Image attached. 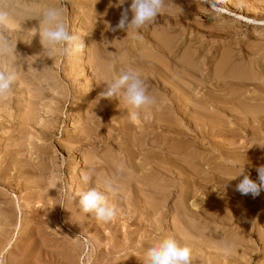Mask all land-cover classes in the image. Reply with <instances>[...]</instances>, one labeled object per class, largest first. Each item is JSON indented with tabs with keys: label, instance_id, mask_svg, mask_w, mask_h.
Here are the masks:
<instances>
[{
	"label": "rangeland",
	"instance_id": "374dc122",
	"mask_svg": "<svg viewBox=\"0 0 264 264\" xmlns=\"http://www.w3.org/2000/svg\"><path fill=\"white\" fill-rule=\"evenodd\" d=\"M130 4L131 0H124V2L123 0H0V8L7 10L10 15L9 26H0V36L6 37L11 44V51L6 56L0 55V63H3L2 69L6 70V63L7 68L9 65L15 68L18 67L17 70L15 69L16 72L24 71L23 75L25 74L24 79L22 77L20 80L23 79L22 82H25L27 79L26 81L31 80L33 82L29 85L31 88L33 87L30 92L27 91L29 94L27 92L17 94L18 92L13 91L11 86V90L0 97V162H4L1 164L3 166L0 165V170L15 163L17 158L19 166H22L19 168L18 173L8 169L4 172L3 170L0 171V181L4 183H0V239L2 240V242L0 240V264H14L18 260L17 256L21 255L22 252H27L25 249H33L30 260L34 261V264H145L148 246L154 245L157 239L163 236H172L175 239L181 237L182 242L179 241V244L187 246L191 250V264H264V189L261 190L263 201L261 205L259 204V210L256 211L257 217H253L249 221L251 225L247 224V218L239 217L241 216L239 212L243 210L242 206L239 207L240 210H236L237 213L232 212V217H225L222 213L224 203L228 202L238 206L236 201L240 199L235 198L236 190L234 186L239 183L242 177L232 178L243 167L241 163L244 159V154L242 155L244 153L242 147L244 134L243 129L239 126L241 122L238 121L240 120L237 121L240 116L237 114L239 112L235 110L236 106L233 105H235L234 101L236 100L238 102L241 100L242 104L248 103L244 102L243 98L241 99L242 95H240L241 97L237 96L239 95L237 92L250 88L252 93L260 92V95L264 94V0H164V7L155 20L139 30V39L135 38L136 34L133 31H127L126 28H118L117 30L116 27L124 9H129V19H131ZM50 7L62 9L63 18L70 33L81 37L85 46L83 51L67 56L57 54L55 58L46 56V50L41 43L38 28L42 13ZM32 28H37L34 35L30 34L29 31ZM112 33L111 36L113 37H110ZM160 38H162L163 46L159 40ZM104 39L111 40L109 46L104 47L102 41ZM156 39L159 42L156 43ZM159 44L161 46H158ZM157 46L164 51H159L160 49ZM102 47L107 48V50L111 47L113 51H111L113 53L111 56L114 58L110 56L112 59H109L101 56L104 50L101 49ZM142 52L146 55H143ZM162 53L163 55H159ZM141 55L144 56V59H142L143 57L140 59ZM153 57L162 58L163 61ZM147 58H150V60ZM101 60L102 63L104 62L102 66L104 65L105 72L107 73V70H109V73L112 72L113 76L117 71L131 70L136 72L139 77H143L145 75H142L139 72L140 68L137 67L140 64L143 66L145 61L149 65L145 68L150 67L153 69H148L151 73L163 69L165 75L163 80L167 93L160 91L158 97L169 102H165L167 104L164 105V109L168 110H163V113H167L164 114L165 118L162 115L165 120L160 117L163 128L152 129L147 127L149 125L146 124V126L144 122L137 121L142 118L143 120L147 118V120L152 121L155 118L158 120L153 114V111L155 113L160 111L157 108L158 98L156 95L153 97L154 103L149 105L152 108L148 109L149 116L139 118L136 115L133 118L135 120L133 125L137 124V127L142 125L141 128L137 129L138 132L140 130L137 135L141 134L142 137V134H144L142 138L145 137V140L143 139L146 142L145 149H137V146L130 145L129 142L126 143L127 147H125L124 140L128 137V134L124 133L123 130L115 133V139H107L106 137L103 139L100 138V135H98L99 137L95 136L96 134L90 137L89 133L84 132L87 135L86 138L84 137L85 143L83 142L81 145L78 144V141L76 142L82 134V129L87 126L86 123L89 122L90 117L96 121L100 119V114L96 116L100 108V99L98 100L95 94L98 79L92 73L90 62L98 61L100 65ZM151 61L152 64L159 66L166 65H163L161 69L157 65L156 67L153 64L154 67L150 64ZM124 62L128 64L130 62L131 68L127 69ZM21 66L22 70L20 69ZM171 81H175L180 87V94L183 95L182 99L176 100L178 93L174 94ZM22 88L17 89L20 92ZM187 98L189 101L186 100ZM108 99L112 100L113 97ZM172 99L175 100V103L171 101ZM228 99L233 101L231 102ZM31 101H33L34 106L33 104L30 105L29 102ZM260 106L264 107V101ZM115 108L107 109L111 112L109 113L111 117L108 115L107 118L106 114L104 115L105 124L109 125V121L113 124L111 118H114V115L112 111L119 110L118 106H115ZM32 110L35 113L34 123L31 124L32 126L26 125L22 122V119L24 120L29 114L31 115L29 112H32ZM192 111L195 113L191 114ZM230 112H236L234 114L238 116L233 113L234 116H232ZM226 113L231 115L228 116ZM194 114H197V117ZM115 115L116 118H119L117 124H120V120L123 121L120 113ZM191 117L195 120H191ZM230 120H236L238 124L236 121L234 122L236 124H234ZM156 122L155 124H157ZM15 124H18L17 129L12 127ZM164 124L166 125L164 126ZM95 126H98L97 123ZM263 126L264 124H262V139H264ZM175 128H179V130ZM104 129L109 128L107 126ZM161 130H164L165 133L163 131L160 133ZM156 132L158 133L156 134ZM177 133H179V136H177ZM30 139L34 140L30 141ZM164 140L166 141V147L163 146L165 149L161 151V154L159 153L160 156H164L165 153L169 154L168 158L165 159L166 155L163 157L165 159L163 160L164 166L167 167V163L171 161L169 167H173L177 172L176 174L187 172L185 173L187 180L190 179V175L195 179L191 183L192 189H195L191 192L192 197L190 196L188 205L190 202L189 206L194 208V211L195 209L198 210V213L205 212L204 216L202 215L203 217H191L187 222L186 217H182V212L179 214L180 217L178 216L180 200L187 190V187L185 188L187 181H183L186 180L183 178L180 184L181 188H178L179 190L175 189L172 187V183L179 182L181 173L175 175L173 170L161 171L160 166L154 162L155 159H152L154 155L156 157V149H159ZM263 141L262 165H264ZM156 142L159 144L155 145ZM172 145H176V148ZM129 146H134L135 149ZM169 146L172 149H169ZM152 149L155 153L151 155ZM179 149L181 151L184 149L182 154L185 155L183 157ZM232 149L235 150L232 152ZM172 150H174V153H172ZM179 152L180 154H178ZM227 152L228 155H226ZM189 153L196 154L195 158L193 154L190 155ZM143 154L150 155V161L144 160ZM189 155L190 157H188ZM2 156L7 157L8 160L7 158L5 159L7 161L3 160L4 157ZM170 156L172 158L176 157L175 161L180 160L181 164L175 162ZM232 156H237V159L236 157L232 158ZM129 158L130 161H128ZM198 158L200 161H198ZM192 159L194 160L193 163L191 162ZM195 159L197 168L195 167ZM182 160L186 162V167L182 166L184 164ZM107 163L115 166L114 172L117 174V178H120L117 181L118 183L115 182V185L103 172V167L107 166L105 165ZM215 163L219 165L216 166ZM224 163L225 166L231 163L228 166L229 169H226L227 166L225 167ZM198 165L201 167L199 166V168ZM187 166H191L190 169ZM90 170L92 181L86 183L83 176L88 174ZM149 170L155 173L151 177L148 176ZM190 171H192V174H190ZM28 175L31 177L28 178ZM205 178H209L208 181ZM213 178L220 179L221 182L217 180L219 182L217 184V181H213ZM28 180L33 181L34 185ZM209 181L211 183H208ZM229 181L235 182L233 184ZM101 182L104 185H101ZM109 182L114 186L112 188L115 189L111 194L105 191L106 184ZM159 182H163L166 187L170 183L171 185L166 190L172 188V191L169 190L170 196L168 195L166 205L163 208L165 215L163 217H153L146 210H140L142 207H140L139 199L141 198L139 195L142 193L151 194V190L154 191L155 189L151 188L148 183L157 185ZM223 182H226V184ZM141 184L149 186L146 187ZM228 184H231L230 187ZM30 185H33V187ZM183 186L184 190L182 189ZM206 186H208V189H206ZM95 187L98 191L105 193L109 205L117 207V204H119L117 208L114 206L117 213L116 217L110 222L98 221L94 215L79 211V197L75 193ZM118 187H120V190ZM226 187L230 191L226 190ZM234 190L235 192H233ZM231 192L233 193L231 194ZM72 196L75 201L71 199ZM231 199L235 202H232ZM226 200L227 202H224ZM112 201L114 202L111 203ZM176 201H179V203ZM156 203L155 201L154 204ZM19 204L21 205L20 209ZM143 212H145L144 216L142 215ZM257 212H259V215ZM158 220L161 222V226L158 224ZM157 226H160V228H157ZM250 229L253 234L249 237L251 239L249 244L242 245L241 242L234 241L235 238L239 239L241 235H244L245 230H249L251 233ZM134 230L135 234L132 233V236H129L128 232ZM17 232L19 235L16 239ZM191 234H194V236ZM125 235H127L126 238ZM131 238L132 240L135 239L132 243L130 242ZM238 247L243 248L244 251H238ZM228 255L232 258H228ZM235 258L241 262L237 263ZM10 259L15 260L10 263Z\"/></svg>",
	"mask_w": 264,
	"mask_h": 264
},
{
	"label": "bare ground",
	"instance_id": "6f19581e",
	"mask_svg": "<svg viewBox=\"0 0 264 264\" xmlns=\"http://www.w3.org/2000/svg\"><path fill=\"white\" fill-rule=\"evenodd\" d=\"M245 6V5H244ZM14 21V20H13ZM31 26V25H30ZM117 30H118V28H117ZM2 31V30H1ZM121 31V30H120ZM116 34V33H115ZM108 35V34H107ZM111 35H113V33L112 34H110V37H113V36H111ZM107 37V36H106ZM104 38V37H103ZM159 38V37H158ZM108 39V38H107ZM107 39H104V40H102L103 41V45H104V47L106 46H109V44H110V41L109 40H107ZM109 39H111V38H109ZM113 39V38H112ZM157 40V39H156ZM160 40V42L162 41V38H160L159 39ZM163 41H164V39H163ZM157 42H159L158 40L156 41V43ZM163 42H161V44H162ZM112 44V43H111ZM161 44H159L158 46H161ZM157 46V48H159ZM162 46H163V44H162ZM92 49V48H91ZM101 49H104L103 50V52H102V54H101V56H105L106 58H109V59H112L111 57H113V56H111L113 53V51L111 50V47L107 50V48H101ZM100 49V50H101ZM160 49V48H159ZM162 49H160L159 51H161ZM112 51V52H111ZM162 51H164V50H162ZM145 52V51H144ZM144 52H142V54L144 55L145 53ZM148 53V52H147ZM149 54H150V52H149ZM94 55V54H93ZM143 55H141V57H140V59L142 58V59H144V56ZM146 55V54H145ZM153 55V54H152ZM151 55V56H152ZM159 55H163V53L162 54H159ZM6 56V55H5ZM111 56V57H110ZM149 56V55H148ZM154 56V55H153ZM11 57V56H10ZM13 57V56H12ZM157 57V56H156ZM156 57H153V58H156ZM160 57V56H159ZM156 58V59H158V60H161L162 58ZM162 57V56H161ZM96 58V57H95ZM101 58V57H100ZM114 58V57H113ZM164 58V57H163ZM102 59H103V57H102ZM146 59V58H145ZM147 59H149L150 60V58H147ZM155 59V60H156ZM4 60V59H3ZM104 60H105V58H104ZM122 60V59H121ZM126 60V59H125ZM128 60V59H127ZM157 60V61H158ZM124 61V60H123ZM140 61H143V60H140ZM161 61H163V59L161 60ZM149 62V61H148ZM156 62V61H155ZM158 62H160V61H158ZM16 63H18V62H16ZM125 63V62H124ZM139 63V62H138ZM144 63V67L142 66V64H140V66L139 67H137V68H140V70H139V72L142 74V75H145V76H143V77H140L143 81H144V83H145V85H146V88H147V92H148V94L151 96V97H154V95H156V97L158 98V100H157V108H159V113H155L153 110V114H154V117L156 116L157 117V119L158 120H156V118L154 119V120H156V121H158V122H156V121H152V120H147V119H144L143 120V118L142 119H140V120H137V121H139L140 123L141 122H144V124L146 125H149V126H147V127H150V128H155V129H160V128H163V124H161V120H160V117H161V119L162 120H165V119H163L162 118V115H163V117L167 114V113H163L164 111L163 110H165L164 109V105H166L167 103H169V102H167L166 101V99H162V98H160V97H158V94H159V92L160 91H163V92H165V94L167 93L166 92V90H165V84H164V80H163V76H165L163 73V69L161 68L163 65L165 66L166 64H163L162 66H159V65H157V64H154L155 66L157 65V66H159L161 69V71H159V69H158V72H153L152 71V73L149 71L150 69L151 70H153L152 68H145L148 64H146V61L145 62H143ZM165 63V62H164ZM3 64V63H2ZM2 64L0 63V70H4V69H2ZM102 64H104V62L102 63V60L100 61V65H99V62L97 61H91L90 62V67H91V69H92V73H93V75H94V77L95 78H97L98 80L96 81V97H98V100L100 99V108L98 109V111L100 112H97L96 113V116H97V114H100V119L99 120H94V118H92V117H90L89 119H88V121L89 122H87L86 124H87V126L86 127H84L83 129H82V134H81V136H80V138L78 137V140H76V142L78 141V144L80 143L81 145L83 144V142H84V139L86 138L85 136H87V135H85V133L84 132H87V133H89V136L90 137H93V135L94 134H96L95 136H98V135H100V138H103L104 139V137H106L107 139L108 138H113V139H115L114 137H116L115 136V133L116 132H118V131H120V130H123L124 131V133H127L128 134V137L127 138H125V140H124V142H125V147H127V145H126V143L127 142H129L130 143V145L131 144H133V145H135V146H137L138 148L137 149H140V150H142V149H145V147H146V145H145V137L144 138H142L143 137V135L144 134H142V137L140 136L141 134H139V136L137 135V129L141 126L142 127V125H139V127H137V124L136 125H133V122L135 121L134 119H133V117H135L136 115L139 117V118H141V116H146V115H148L149 113H147V112H149L148 111V109H152V108H150L151 106H149V105H147V106H145V107H142V108H140V109H132V108H130V106H127L126 104H124L123 103V101H121L120 100V98L119 97H117V96H113V99L112 100H110V99H108V98H102V97H100V93L102 92V91H104L105 90V88H106V82H110V81H112L113 79H115V78H117L118 76H119V74L121 73V72H116L115 74H114V76L112 75V72H110L109 73V70H107V73L105 72L106 70H105V68H104V65L102 66ZM129 64H130V62H129ZM127 62L125 63V65H126V67H127V69H130L131 68V65H129ZM150 64H152V61L150 62ZM152 64V65H153ZM135 65H137V64H135ZM135 65H133V66H135ZM152 65H151V67H152ZM153 65V66H154ZM15 66V65H14ZM17 66H18V64H17ZM20 66V65H19ZM32 66V65H31ZM149 66V65H148ZM147 66V67H148ZM154 66V67H155ZM156 66V67H157ZM24 67V66H23ZM136 67V66H135ZM5 68V67H4ZM15 68V67H14ZM18 68V67H17ZM17 68H15L16 70H17ZM20 68V67H19ZM99 68H100V71H99ZM107 68V67H106ZM115 68V67H114ZM133 69H135L134 67H132ZM6 69H7V63H6ZM21 70H22V66H21V68H20ZM19 69V70H20ZM108 69V68H107ZM138 70V69H137ZM26 71V70H25ZM23 72L24 71H21V72H16L17 73V79H16V81L12 84V89H13V91L15 90V92H18L17 94H21V93H25V92H27V91H31V89L33 88H31L29 85L30 84H33V82L31 81V80H29V81H26L25 80V82H22L23 81V79H24V75H23ZM32 72V71H31ZM27 74V73H26ZM161 76V77H160ZM23 77V79L22 80H20L21 78ZM73 78V77H72ZM250 78V77H249ZM176 81V80H175ZM173 82V81H171L170 83H173L172 85H171V87L172 88H174L173 89V91H174V94H177L178 93V96H177V98H176V96H175V98H176V100H179V99H182L183 97V95H181L180 94V92H181V90H180V87H178V84L176 83V82ZM232 81V80H231ZM69 82V81H68ZM195 83H196V81H195ZM23 87V88H22ZM20 89V88H22L21 89V91L19 92L18 91V89ZM252 88V87H251ZM165 90V91H164ZM12 91V92H13ZM171 91H172V89H171ZM252 91V89H250V88H248L247 90H245V91H241V92H237V94L239 93V95H237V96H239V97H241L240 95H242L243 97H241V99L243 98L244 99V102H246V103H248V104H242L241 103V100H239L240 102H238L237 100L236 101H234L235 102V105H233L234 104V102H233V104L231 103V105H233L234 107L236 106V109L235 110H237L239 113H237L238 115H240L239 116V119H237V121L238 120H240V121H238L239 123H240V125L239 126H241V128L243 129V144H242V147H243V149H244V153H242V155L244 154V159H242V161H243V163H241V162H239V163H241V164H243V166H244V170H245V172L247 173V174H249L250 175V178L251 179H253L254 181H256L257 183H259V180H258V172H257V167H259L260 165H262V140H264V139H262L263 138V136H262V124H264L263 122H264V107H261L260 105L262 104V102L264 101V94L263 95H260V92H258V93H255V92H251ZM28 93V92H27ZM161 93V92H160ZM171 93V92H170ZM29 94V93H28ZM164 94V93H163ZM236 94V93H235ZM246 94V95H245ZM181 95V96H180ZM163 96V95H162ZM166 96V95H165ZM38 97V96H37ZM239 97H237L238 99H239ZM6 98V97H5ZM167 98V97H166ZM190 99V98H189ZM186 100H188V98L186 99ZM191 100V99H190ZM229 100V99H228ZM172 102H174L175 103V100L174 99H172L171 100ZM189 101V100H188ZM195 101V100H194ZM194 101H193V103H194ZM229 101H233L232 99L231 100H229ZM243 101V100H242ZM11 102V101H10ZM165 102H167L166 104H165ZM187 102V101H186ZM191 102H192V100H191ZM198 102V101H197ZM216 102V101H215ZM228 101L226 100V103H227ZM250 102V103H249ZM30 103V105H32L33 104V101H31V102H29ZM177 103V102H176ZM207 103V102H206ZM225 103V104H226ZM198 104V103H197ZM260 104V105H259ZM9 105V104H8ZM98 105H96V106H98ZM108 105H109V107H108ZM176 105V104H175ZM185 105V104H184ZM203 105V104H202ZM33 106H34V104H33ZM98 106V107H99ZM115 106H118V109L119 110H117V111H119L118 113H117V111H112V114L114 115V118H111L112 119V121H113V124H112V122L111 121H109L110 122V124L109 125H107V124H105V120H104V118H105V114H106V116H107V118H108V115H109V113H111V112H109L108 110L110 109V108H115ZM220 106V105H219ZM165 107H168V106H165ZM183 107V106H182ZM187 107H188V105H187ZM199 107V106H198ZM222 107H224V106H222ZM230 107V106H229ZM117 108V107H116ZM115 108V109H116ZM157 108H156V106H155V109L157 110ZM218 108V107H217ZM5 109H7V108H5ZM108 109V110H107ZM215 109V108H214ZM220 109H221V107H220ZM223 109V108H222ZM230 109V108H229ZM112 110V109H111ZM167 110V109H166ZM192 110V109H191ZM207 110V109H206ZM2 111V110H1ZM6 111V110H5ZM168 111V110H167ZM170 111V110H169ZM196 111V110H195ZM209 111V110H208ZM207 111V112H208ZM228 111V110H227ZM172 112V111H171ZM190 112V111H189ZM217 112V111H216ZM219 112V111H218ZM223 112V111H222ZM29 113H31V115L29 114L27 117H26V119H22V122H24V123H26V125H33V123H34V120H35V113L33 112V110H32V112H29ZM120 113V115H121V117H122V120L123 121H121L120 120V124H117L118 122H119V120H117V119H119V118H116V115L115 114H119ZM192 113H195V112H191V114ZM202 113V112H201ZM231 113V112H230ZM233 113V112H232ZM231 113V114H232ZM234 113H236V112H234ZM233 113V114H234ZM90 114H92V113H90ZM111 114V115H112ZM165 114V115H164ZM172 114H175V113H172ZM187 114H188V112H187ZM190 114V115H191ZM208 114V113H207ZM220 114V113H219ZM227 114V113H226ZM229 114V113H228ZM227 114V115H228ZM230 114V115H231ZM232 114V116H234ZM235 115V116H238V115ZM1 115V114H0ZM93 115V114H92ZM95 115V114H94ZM150 115H151V113H150ZM180 115V114H179ZM182 115V114H181ZM184 115V114H183ZM195 115V114H194ZM197 115V114H196ZM195 115V116H196ZM230 115H228V116H230ZM7 116V115H6ZM96 116H94V117H96ZM110 116V115H109ZM149 116V115H148ZM175 116V115H174ZM111 117V116H110ZM109 117V118H110ZM159 117V118H158ZM197 117V116H196ZM195 117V118H196ZM92 118V119H91ZM146 118V117H145ZM165 118V117H164ZM207 118V117H206ZM209 118V117H208ZM207 118V119H208ZM224 118V117H223ZM226 118V117H225ZM224 118V119H225ZM238 118V117H237ZM2 119V118H1ZM27 119H28V121H27ZM111 119H109V120H111ZM171 119V118H170ZM176 119V118H175ZM186 119V118H185ZM191 120H195V119H192V117L190 118ZM197 119V118H196ZM214 119V118H213ZM234 119H236L235 117H234ZM30 120V121H29ZM40 120V119H39ZM126 120V121H125ZM184 120V119H183ZM204 120V119H203ZM1 121H3V120H1ZM12 121V120H11ZM108 121V120H107ZM107 121H106V123H107ZM173 121V120H172ZM225 121V120H224ZM231 121V120H230ZM229 121V122H230ZM236 121V120H235ZM235 121H231L232 123H234ZM236 121V123L238 124V122ZM32 122V123H31ZM108 122V123H109ZM155 122L157 123V124H155ZM164 122V121H163ZM175 122V121H174ZM190 122V121H189ZM198 122V121H197ZM196 122V123H197ZM210 122V121H209ZM23 123V124H24ZM30 123V124H29ZM97 123V127L95 126V124ZM138 123V122H137ZM183 123V122H182ZM191 123V122H190ZM203 123V122H202ZM208 123V122H207ZM236 123H234V124H236ZM134 124H135V122H134ZM143 124V123H142ZM143 124V125H144ZM171 124V123H170ZM189 124V123H188ZM201 124V123H200ZM219 124V123H218ZM31 125V126H32ZM35 125V124H34ZM122 125V126H121ZM157 125V126H156ZM166 124H164V126H165ZM176 125V124H175ZM1 126V125H0ZM3 126V125H2ZM18 124H15V125H12V127L13 128H15V129H17L18 127ZM23 126V125H22ZM108 126V128L109 129H107V130H105L104 128L105 127H107ZM130 126V127H129ZM169 126V125H168ZM171 126V125H170ZM194 126H195V123H194ZM197 126V125H196ZM235 126V125H234ZM17 127V128H16ZM29 127V126H28ZM98 127L100 128V130L98 131ZM140 127V128H141ZM145 127V126H144ZM157 127V128H156ZM175 127H177V126H175ZM264 127V126H263ZM30 128V127H29ZM95 128V129H94ZM96 128H97V131H96ZM165 128H167V127H165ZM164 128V129H165ZM171 128V127H170ZM235 128V127H234ZM168 129V128H167ZM175 129H178L179 130V128H175ZM174 129V130H175ZM189 129V128H188ZM170 130V129H169ZM173 130V131H174ZM17 131V130H16ZM29 131V130H28ZM147 131V130H146ZM162 131H163V133H165V131L164 130H161V132L160 133H162ZM193 131V130H192ZM204 131H206V130H204ZM222 131V130H221ZM225 131V130H224ZM233 131V130H232ZM238 131V130H237ZM32 132V131H31ZM139 132H140V130H139ZM138 132V133H139ZM176 132V131H175ZM261 132V133H260ZM121 133V132H120ZM123 133V132H122ZM158 132H156V134H157ZM168 133H169V131H168ZM173 133V132H172ZM171 133V134H172ZM197 133H198V131H197ZM230 133V132H229ZM259 133V134H258ZM21 134H23V133H21ZM44 134V133H43ZM148 134V133H147ZM170 134V133H169ZM178 134V135H177ZM177 134H175V135H177V136H179V133H177ZM201 134V133H200ZM199 134V135H200ZM238 134V133H237ZM118 135V134H117ZM121 135V134H120ZM162 135V134H161ZM45 136V135H44ZM47 136V135H46ZM88 136V137H89ZM146 136V135H145ZM42 137V136H41ZM85 137V138H84ZM99 137V136H98ZM122 137V136H121ZM147 137V136H146ZM34 138V137H33ZM96 138V137H95ZM94 138V139H95ZM105 138V139H106ZM163 138V137H162ZM42 139V138H41ZM112 139V140H113ZM120 139V138H119ZM144 139V140H143ZM187 139V138H186ZM28 140V139H27ZM32 140H34V139H32ZM31 139H30V141H32ZM49 140V139H48ZM110 140V139H109ZM111 140V141H112ZM191 140V139H190ZM87 141V140H86ZM170 141V140H169ZM120 142V141H119ZM118 142V143H119ZM122 142V141H121ZM166 141L164 140V141H162V143H161V145L159 146V149H156V153L153 151L154 149H152V152H151V155H152V153L154 154H157L156 155V157H155V155L153 156V158H152V156H151V158L152 159H155L154 160V162H156V164H158L159 166H160V169H161V171H165V170H173L174 171V174L175 175H178L179 173H183L182 175L180 174V180H179V182H176V183H178V184H176V183H172L173 185H172V187H174L175 189H178V188H181L180 187V184H181V181H182V179L183 178H185L186 179V175H185V173H187V172H178V174H176L177 172L175 171V169L172 167V168H170L169 167V165H170V163L169 162H171V161H169L167 164H168V166L167 167H169V168H167V167H165L164 166V164L165 163H163V160H165L166 158H168V153L166 154L165 153V155H166V157H165V159H163V157L165 156H163V155H161L160 156V154H161V151H163V149H165L163 146H165L166 147V143H165ZM178 142V141H177ZM264 142V141H263ZM85 143V142H84ZM158 142H156V144L155 145H158L157 144ZM234 143V142H233ZM242 143V142H241ZM240 143V144H241ZM174 144V143H173ZM229 144H231V143H229ZM239 144V143H238ZM237 144V145H238ZM25 145V144H24ZM21 146V145H20ZM168 146V145H167ZM173 146V145H172ZM176 146V145H175ZM175 146H173V147H175ZM186 146V145H185ZM188 146V145H187ZM194 146V145H193ZM130 147V146H129ZM132 147H134V146H131L130 148H132ZM156 147V146H155ZM179 147V146H178ZM177 147V148H178ZM230 147V146H229ZM44 148V147H43ZM176 148V147H175ZM227 148V147H226ZM256 148V149H255ZM19 149V148H18ZM22 149V148H21ZM45 149V148H44ZM47 149V148H46ZM133 149H135V147L133 148ZM169 149H172V147L170 148V146H169ZM174 149V148H173ZM181 150H182V148H180ZM179 149V151L181 152V155H182V157L185 155L184 153L182 154V152L184 151V149H183V151H181ZM187 149V148H186ZM237 149V148H236ZM14 150V149H13ZM31 150V149H30ZM124 150V149H123ZM168 152H169V150L168 149H166ZM175 150V149H174ZM174 150H172V153H174L173 151ZM190 150V149H189ZM193 150V149H192ZM191 150V151H192ZM225 150V149H224ZM227 150V149H226ZM225 150V151H226ZM233 150H235V149H232V152H233ZM240 150V149H239ZM18 151V150H17ZM146 151V150H145ZM165 151V150H164ZM193 151H195V150H193ZM229 151H231V150H229ZM132 152V151H131ZM166 152V151H165ZM176 152H177V150H176ZM180 152L178 153V154H180ZM189 152V151H188ZM231 152V153H232ZM235 152V151H234ZM124 153V152H123ZM122 153V154H123ZM144 153V152H143ZM160 153V154H159ZM185 153H186V151H185ZM194 153V152H193ZM192 153V154H193ZM230 153V152H229ZM148 154V153H147ZM147 154H143V158H144V160L146 159V161L147 160H149L150 159V155H147ZM177 154V153H176ZM190 155H192L191 153H189ZM236 154V153H235ZM238 154V153H237ZM13 155H14V153H13ZM130 155V154H129ZM175 155V154H174ZM186 155H188V154H186ZM190 155L188 156V157H190ZM194 155V154H193ZM196 155V154H195ZM195 155H194V158H195ZM198 155V154H197ZM226 155H228V152H227V154ZM230 155V154H229ZM6 156V155H5ZM124 156V155H123ZM137 156V155H136ZM140 156H142V155H140ZM176 156V155H175ZM201 156V155H200ZM2 157H4V156H2ZM171 157V156H170ZM188 157H187V159H188ZM234 157H236V159H237V156H232V158H234ZM241 157V156H240ZM7 157H4V159L3 160H5ZM29 158V157H28ZM115 158V157H114ZM113 158V159H114ZM130 158H132V157H130ZM130 158L128 159V161H130ZM172 158V157H171ZM171 158H169V159H171ZM175 158L176 157H174V158H172V159H174V161H175ZM205 158V157H204ZM207 158H208V156H207ZM2 159V158H1ZM18 159V158H17ZM17 159H15V163H12V164H10V165H8L7 166V168H2L0 171H2L3 170V172H4V170H13V171H16L17 173H18V170H19V168L20 167H22V166H19V161L17 160ZM151 159V160H152ZM177 159H179V158H177ZM190 159V158H189ZM199 159V158H198ZM197 159V160H198ZM210 159V158H209ZM228 159V158H227ZM230 159V158H229ZM228 159V160H229ZM240 159V160H241ZM7 160H8V158H7ZM7 160H5V161H7ZM10 160V159H9ZM17 160V161H16ZM20 160V159H19ZM133 160V159H132ZM131 160V161H132ZM228 160H226L227 162H228ZM239 160V161H240ZM264 160V159H263ZM31 161H32V159H31ZM114 161H115V159H114ZM122 161V160H121ZM126 161V160H125ZM133 161H135V160H133ZM143 161V160H142ZM150 161V160H149ZM180 160H178V161H175V162H178V163H180L179 162ZM183 161V160H182ZM187 161V160H186ZM190 161V160H189ZM192 161H194L193 159L191 160V162ZM198 161H200V159L198 160ZM231 161V160H230ZM229 161V162H230ZM234 161V160H233ZM13 162V161H12ZM17 162V163H16ZM99 162V161H98ZM124 162V161H123ZM151 162H153V161H151ZM165 162V161H164ZM184 162V161H183ZM188 162V161H187ZM190 162V163H191ZM2 163H4V162H0V165L2 164ZM22 163V162H21ZM23 163H24V161H23ZM27 163V162H26ZM146 163V162H145ZM173 163V162H172ZM185 163L186 162H184V164H182V166L184 165L185 166ZM193 163V162H192ZM191 163V164H192ZM201 163V162H200ZM204 164H206L205 162H203ZM226 163V162H225ZM225 163L223 164L224 166H225ZM238 163V164H239ZM9 164V163H8ZM25 164V163H24ZM24 164H23V166H24ZM113 164H115V162H113ZM113 164H110V163H107V164H105V165H107V166H105V167H103V172H105L106 173V177H108V179L111 181H113L114 182V185H115V182H117L120 178H117V174L114 172V169H115V166L113 165ZM117 164V163H116ZM129 164H130V162H129ZM181 164V163H180ZM189 164V163H188ZM187 164V165H188ZM197 164V162H196V159H195V165ZM199 164V163H198ZM202 164V163H201ZM212 164H214V163H212ZM216 164V163H215ZM218 164V163H217ZM216 164V166H218ZM221 164V163H220ZM231 164V163H230ZM230 164L229 165H226L225 167H226V169H229L228 168V166H230ZM127 165V164H126ZM194 165V166H195ZM203 165V164H202ZM207 165V164H206ZM233 165V164H232ZM1 166H3V165H1ZM32 166V165H31ZM46 166V165H45ZM119 166H120V163H119ZM158 166V167H159ZM171 166V165H170ZM177 166H179V165H177ZM177 166H176V168H177ZM183 166V167H184ZM192 166H193V164H192ZM200 165H198V167H199ZM221 166V165H220ZM233 166H235V165H233ZM237 166V165H236ZM242 166V165H241ZM6 167V166H5ZM94 167V166H93ZM122 167V166H121ZM126 167V166H125ZM130 167V166H129ZM134 167V166H133ZM182 167V168H183ZM186 167V166H185ZM187 167H189V166H187ZM191 167V166H190ZM190 167H189V169H190ZM196 168H197V165L195 166ZM201 167V166H200ZM199 167V168H200ZM232 167V166H231ZM230 167V168H231ZM128 168V167H127ZM152 168V167H151ZM180 168H181V166H180ZM213 168V167H212ZM236 168V167H235ZM238 168V167H237ZM22 169V168H21ZM37 169V168H36ZM120 169V168H119ZM125 169V168H124ZM187 169V168H186ZM189 169H187V170H189ZM194 169V168H193ZM226 169H224V170H226ZM126 170V169H125ZM153 170V169H152ZM152 170H149V172H148V176L149 177H151L152 175H154L155 173L152 171ZM231 170V169H230ZM233 170H235V169H233ZM36 171H38V170H36ZM173 171H171L172 173H173ZM181 171V170H180ZM183 171V170H182ZM6 172V171H5ZM39 172V171H38ZM170 172V173H171ZM189 172V171H188ZM191 173L190 174H192V171H190ZM194 172V171H193ZM218 173H219V171H217ZM104 173V174H105ZM119 173V172H118ZM161 173V172H160ZM195 173H197V172H195ZM203 173V172H202ZM206 173V172H205ZM223 174H224V172H222ZM20 174V173H19ZM103 174V175H104ZM121 174V173H120ZM159 174V173H158ZM173 174V175H174ZM213 174V173H212ZM211 174V175H212ZM220 174H221V172H220ZM234 174V173H233ZM236 174V173H235ZM8 175V174H7ZM124 175V174H123ZM122 175V176H123ZM166 175V174H165ZM214 175V174H213ZM212 175V176H213ZM219 175V174H218ZM225 175V174H224ZM228 175V174H227ZM12 176V175H11ZM22 176V175H21ZM39 176V175H38ZM102 176V175H101ZM125 176V175H124ZM164 176V175H163ZM198 176V175H197ZM209 176V175H208ZM216 176V175H215ZM226 176V175H225ZM13 177V176H12ZM26 177V176H25ZM29 177H31L30 175H28V178ZM34 177V176H33ZM32 177V178H33ZM119 177V176H118ZM138 177V176H137ZM189 177V176H188ZM227 177H229V176H227ZM235 177V176H234ZM7 178V177H6ZM17 178V177H16ZM24 178V177H23ZM27 178V177H26ZM38 178H40V177H38ZM126 178V177H125ZM138 178H140V177H138ZM144 178V177H143ZM166 178V177H165ZM199 178V177H198ZM202 178V177H201ZM210 178V177H209ZM208 178V179H209ZM221 178V177H220ZM102 179V178H101ZM124 179V178H123ZM129 179V178H128ZM193 179L194 178H192L191 177V175H190V179L189 180H183V181H187L186 182V185L187 186H185V188L187 187V190L185 191V193H184V195L182 196V198H181V200H180V210L178 209V216H179V214H181L180 212H182V217H186V219H187V222H188V219H190L191 217H201L205 212H201V213H198V210H196L195 209V211H194V208H192V207H190L189 205H190V202H189V205H188V200H189V198H191L192 196H191V192L193 191V189H195V188H193L192 189V181H193ZM196 179H197V177H196ZM207 181H208V179L207 178H205ZM222 179V178H221ZM230 179V178H229ZM241 179V178H240ZM14 180V179H13ZM33 180V179H32ZM35 180H37V179H35ZM34 180V181H35ZM41 180V179H40ZM105 180V179H104ZM106 180H107V178H106ZM168 180V179H167ZM195 180V179H194ZM203 180V179H202ZM211 180H212V178H211ZM214 180H218V179H214L213 178V181ZM228 180V179H227ZM21 181H22V177H21ZM27 181V180H26ZM29 181V180H28ZM141 181V180H140ZM174 181V180H173ZM197 181V180H196ZM206 181V182H207ZM218 181H220L221 182V180L219 179ZM217 181V184L219 183ZM226 181V180H225ZM2 181H0V183H1ZM29 182H32V184L34 185V183H33V181H29ZM104 182V181H103ZM149 182V181H148ZM164 182V181H163ZM163 182H159V184L157 183V185H151V183H148V184H150V187L151 188H154L155 190L153 191V190H151L152 191V193L151 194H149V195H147V194H141V195H139L140 196V198L141 199H139V203H141V206L140 207H142V208H140V210L141 209H144V210H146L147 211V213L149 214H151L153 217L154 216H156V217H163V215H165L164 213V210H163V208H164V206L166 205L165 203H166V201H167V199H168V197L170 196V193H168V192H170L169 190H171L170 188H169V190H166V188H168V186L169 185H171L170 183H168V182H166V183H168V186L166 187L165 185H164V183ZM198 182H200L199 180H198ZM204 182V181H203ZM235 182V181H234ZM234 182H231V181H229V183H233L234 184ZM237 182V181H236ZM3 183V182H2ZM102 183V182H101ZM105 183V182H104ZM104 183H102L101 185H104ZM118 183V182H117ZM137 183H139V182H137ZM144 183V182H143ZM147 183V182H146ZM155 183V182H154ZM165 183V184H166ZM194 183V182H193ZM202 183V182H201ZM201 183H200V185H201ZM208 183H211L210 181L208 182ZM224 183V182H223ZM222 183V184H223ZM4 184V183H3ZM28 184H30V183H28ZM123 184V183H122ZM191 184V185H190ZM196 184V183H195ZM212 184H213V182H212ZM224 184H226V182L224 183ZM24 185V184H23ZM27 185V184H26ZM33 185H30L31 187H33ZM100 185V186H101ZM119 185V184H118ZM142 185V184H141ZM140 185V186H141ZM145 185V184H144ZM144 185H142V186H144ZM198 185V184H197ZM199 185V186H200ZM216 185V184H215ZM229 185V184H228ZM227 185V186H228ZM231 185V184H230ZM230 185H229V187H230ZM49 186V185H48ZM146 186V185H145ZM149 186V185H148ZM148 186H146V187H148ZM211 186V185H210ZM222 186H224V185H222ZM236 186V185H235ZM234 186V187H235ZM30 187V188H31ZM93 187V186H92ZM112 187H114V186H112ZM117 187V186H116ZM195 187V186H194ZM201 187H203V186H201ZM208 186H206V189H208L207 188ZM218 187H219V185H218ZM218 187H217V189H218ZM232 187V186H231ZM25 188V187H24ZM119 188V190H120V187H118ZM173 188V189H174ZM184 188V186L182 187V189ZM190 188V189H189ZM196 188H198V187H196ZM15 189V188H14ZM34 189V188H33ZM181 189V190H182ZM201 189V188H200ZM221 189H224V188H221ZM226 190L228 189L229 190V188L228 187H226L225 188ZM232 189V188H231ZM235 189V188H234ZM98 190V189H97ZM101 190V189H100ZM113 190H115V189H113ZM118 190V189H117ZM133 190V189H132ZM135 190V189H134ZM133 190V191H134ZM140 190H141V187H140ZM142 190H143V188H142ZM147 190V189H146ZM179 190V189H178ZM184 190V189H183ZM182 190V191H183ZM191 190V191H190ZM211 190V189H210ZM139 191V190H138ZM144 191V190H143ZM142 191V192H143ZM150 191V190H149ZM172 191V190H171ZM174 191H176V190H174ZM197 191V190H196ZM195 191V192H196ZM213 191V190H212ZM230 191V190H229ZM14 192V191H13ZM146 192H148V191H146ZM145 192V193H146ZM168 194H167V193ZM180 192V191H179ZM198 192V191H197ZM203 192V191H202ZM233 192H235V190L233 191ZM233 192H231V194L233 193ZM237 192V191H236ZM235 192V194H236V197L235 198H237V199H239L238 201H236L237 203V205L238 206H235V204H233L232 205V203H228L227 202V200L229 201V199H227L226 201H224V202H227V203H224L223 204V206H224V208L222 209L223 210V212L222 213H224V215H225V217H229V216H231L232 215V212H235V213H237L236 212V210H240L239 209V207H241L242 206V208H243V210H241L240 212H239V214L241 215V216H239V217H244V218H247L246 219V222H248L247 224H249L250 222V219L251 218H253V217H257V214H256V211L257 210H259V204L261 205L262 204V201H263V197H262V193H260V195L259 196H257V197H255V198H253L251 195H247V196H244V195H241L239 192H237L236 193ZM262 192V191H261ZM50 193V192H49ZM49 193H47L48 195H49ZM112 192H109V194H111ZM149 193V192H148ZM215 193V192H214ZM228 193V192H227ZM29 194V193H28ZM33 194V193H32ZM129 194V193H128ZM174 194V193H173ZM193 194V193H192ZM114 195V194H113ZM169 195V196H168ZM19 196V195H18ZM118 196V195H117ZM120 196V195H119ZM131 196V195H130ZM191 196V197H190ZM221 196V195H220ZM229 198V197H228ZM234 198V197H233ZM158 199V200H157ZM210 199H211V197H210ZM216 199V198H215ZM50 200V199H49ZM128 200H129V198H128ZM208 200V199H207ZM73 201H75V200H73ZM117 201V200H116ZM126 201V200H125ZM157 202L156 204H154V202ZM231 201L233 202L234 200H232L231 199ZM230 201V202H231ZM46 202V201H45ZM109 202V201H108ZM114 201H112L111 203H113ZM119 202V201H118ZM176 202H178L179 203V201H176ZM235 202V201H234ZM217 203V202H216ZM114 204H116V203H114ZM131 204V203H130ZM218 204V203H217ZM68 205H69V203H68ZM70 205H71V203H70ZM118 206H119V204H117ZM203 205V204H202ZM258 207H257V206ZM111 206V205H110ZM115 206V205H114ZM117 206V207H118ZM179 206V205H178ZM218 206V205H217ZM245 208H244V207ZM116 207V206H115ZM116 207V208H117ZM175 207V206H174ZM208 207V206H207ZM220 207V206H219ZM262 207V206H261ZM21 208V205L19 204V209ZM120 208V207H119ZM177 208V207H176ZM205 211L207 210V209H204ZM212 210V209H211ZM210 210V211H211ZM215 210H217V209H215ZM214 210V211H215ZM74 211V210H73ZM135 211H137V210H135ZM143 211V210H142ZM213 211V210H212ZM211 211V212H212ZM219 211V210H218ZM124 212V211H123ZM131 212H132V210H131ZM140 212V211H139ZM139 212H135V213H139ZM217 212V211H216ZM220 213H221V211H219ZM128 213V212H127ZM126 213V214H127ZM133 213V212H132ZM141 213V212H140ZM210 213V212H209ZM215 213V212H214ZM213 213V214H214ZM218 213V212H217ZM258 213V215H259V212H257ZM130 214V213H129ZM144 214H145V212H143L142 213V215L144 216ZM256 214V215H255ZM9 215V214H8ZM128 215V214H127ZM132 215V214H131ZM141 215V214H140ZM140 215H138V216H140ZM208 215V214H207ZM212 215V214H211ZM217 215V214H216ZM223 215V214H222ZM222 215H220V216H222ZM80 216V215H79ZM142 216V217H143ZM204 216V215H203ZM202 216V217H203ZM209 216V215H208ZM233 216V215H232ZM231 216V217H232ZM236 216H237V214H236ZM84 217V216H83ZM180 217V216H179ZM216 217V216H215ZM259 217V216H258ZM217 218V217H216ZM243 218V219H244ZM212 219H213V217H212ZM235 219H236V217H235ZM10 220V219H9ZM12 220V219H11ZM178 220V219H177ZM232 220V219H231ZM230 221V220H229ZM233 221V220H232ZM259 221V220H258ZM2 222V221H1ZM158 222V224L161 226V222H159V220L157 221ZM236 222V221H235ZM244 222V221H243ZM116 223H118V222H116ZM177 223V222H176ZM186 223V222H185ZM228 223V222H227ZM237 223V222H236ZM262 223V222H261ZM156 224V223H155ZM247 224H245L246 226H248ZM149 225V224H148ZM152 225V224H151ZM178 225V224H177ZM184 225V224H183ZM190 226H191V224H189ZM188 225V226H189ZM222 225V224H221ZM249 225H251V224H249ZM258 225V224H257ZM114 226V225H113ZM156 226V225H155ZM160 226L158 227L157 226V228H160ZM194 226V225H193ZM239 226H241V225H239ZM245 226V227H246ZM5 227V226H4ZM150 227V226H149ZM217 227H218V225H217ZM234 227V226H233ZM249 227V226H248ZM256 227V226H255ZM153 228V227H152ZM177 228V227H176ZM193 228V227H192ZM181 229V228H180ZM187 229V228H186ZM189 229V228H188ZM195 229V228H194ZM203 229V228H202ZM243 229V228H242ZM46 230V229H45ZM183 230V229H182ZM196 230V229H195ZM251 230V229H250ZM157 231V230H156ZM176 231V230H175ZM190 231V230H189ZM193 231V230H192ZM221 231V230H220ZM19 232V231H18ZM17 232V235H15V236H17L16 237V239L18 238V235H19V233ZM135 232V230L133 231V232H128V235L129 236H132V233H134ZM182 232H184V231H182ZM234 232V231H233ZM119 233V232H118ZM143 233V232H142ZM148 233V232H147ZM181 233V232H180ZM188 233V232H187ZM242 233V232H241ZM244 235H241V237L239 238V239H236L235 237V242H241V244L243 245V244H246V243H248L249 244V242H251V239H249V237H250V235L251 234H253L252 233V230H251V233H250V231L249 230H245L244 232ZM242 233V234H243ZM117 234V233H116ZM125 234V233H124ZM135 234V233H134ZM214 234V233H213ZM216 234V233H215ZM231 234V233H230ZM258 234H259V232H258ZM120 235V234H119ZM192 235V234H191ZM217 235V234H216ZM219 235V234H218ZM182 236V235H181ZM192 236H194V234L192 235ZM208 236V235H207ZM214 236V235H213ZM235 236V235H234ZM258 236V235H257ZM91 237V236H90ZM127 237V235H125V238ZM180 237V236H179ZM183 237V236H182ZM185 237H187V236H185ZM188 237H190V235H188ZM238 237V236H237ZM255 237V236H254ZM134 238V237H133ZM209 238V237H208ZM232 238V237H231ZM257 238V237H256ZM177 240H178V243H179V241H181L182 242V240H180V239H182L181 237H180V239H178V238H176ZM257 239H259V238H257ZM1 240V239H0ZM14 239L12 238V241H13ZM45 240V239H44ZM94 240V239H93ZM92 240V241H93ZM133 240H135V239H133ZM132 238H131V240H130V242L132 243ZM214 240H215V238H214ZM262 240V239H261ZM12 241L10 242V244L12 243ZM16 241V240H15ZM78 241V240H77ZM204 241V240H203ZM219 241V240H218ZM232 241H233V239H232ZM233 241V243H235ZM253 241V240H252ZM255 241V240H254ZM257 241V240H256ZM259 241V240H258ZM1 242H2V240H1ZM9 242V241H8ZM30 242V241H29ZM217 242V241H216ZM190 243V242H189ZM201 243H202V240H201ZM204 243V242H203ZM214 243V242H213ZM212 243V244H213ZM231 243V242H230ZM9 244V245H10ZM48 244V243H47ZM185 244V243H184ZM195 244V243H194ZM205 244V243H204ZM219 244V243H218ZM251 244V243H250ZM76 245V244H75ZM235 245V244H234ZM237 245V244H236ZM235 245V246H236ZM238 245H239V243H238ZM241 245V246H242ZM2 246V245H1ZM240 246V245H239ZM14 247V246H13ZM126 247V246H125ZM148 247H150V246H148ZM217 247H218V245H217ZM222 247H223V244H222ZM255 247V246H254ZM29 248V247H28ZM190 248H191V246H190ZM209 248V247H208ZM216 248V247H215ZM214 248V249H215ZM237 248V247H236ZM239 248V250L238 251H244V249L243 248H241L240 249V247H238ZM22 249V248H21ZM30 249H32L31 247H30ZM60 249V248H59ZM79 249V248H78ZM199 249V248H198ZM210 249V248H209ZM213 249V248H212ZM258 249V248H257ZM1 250V249H0ZM27 252H22V254L21 255H19V256H17V261H15L14 262V260L15 259H12L13 260V262H14V264H28V263H30V264H34V261H31L30 260V256H31V254H32V251H33V249L32 250H27V249H25ZM126 250V249H125ZM124 250V251H125ZM216 250V249H215ZM237 250V249H236ZM250 250V249H249ZM86 251V250H85ZM209 251V250H208ZM219 251V250H218ZM255 251V250H254ZM2 252V251H1ZM195 252V251H194ZM225 252V251H224ZM231 252V251H230ZM233 252H235V251H233ZM248 252V251H247ZM4 253V252H3ZM17 253V252H16ZM193 253V252H192ZM226 253H228V252H226ZM238 253V252H237ZM242 253V252H241ZM250 253V252H249ZM222 254V253H221ZM243 254V253H242ZM225 255V254H224ZM230 255H231V253H230ZM230 255H228V258H232ZM235 255V254H234ZM234 255H232L233 257H235ZM241 255V254H240ZM192 256V255H191ZM218 256V255H217ZM19 257V258H18ZM219 257V256H218ZM221 257V256H220ZM238 258V257H237ZM237 258H235L236 260H237V263L239 262H241V261H239ZM47 259V258H46ZM240 259V258H239ZM12 260L10 259V263H13L12 262ZM116 260V259H115ZM241 260V259H240ZM9 262V261H8ZM232 262V261H231ZM234 262V261H233ZM236 262V261H235ZM120 264V263H119ZM242 264V263H241Z\"/></svg>",
	"mask_w": 264,
	"mask_h": 264
},
{
	"label": "clouds",
	"instance_id": "9594fccd",
	"mask_svg": "<svg viewBox=\"0 0 264 264\" xmlns=\"http://www.w3.org/2000/svg\"><path fill=\"white\" fill-rule=\"evenodd\" d=\"M163 7L164 0H131V19H129V9H124L116 27L133 31L136 34L135 38L139 39V30L146 24L153 22ZM9 24V12L0 8V26L7 27ZM29 31L30 34L34 35L37 28H32ZM38 31L41 43L46 50L45 54L49 58H55L57 54L60 56L71 55L81 52L85 48L81 37L70 33L60 8L50 7L44 10L39 21ZM10 51L11 44L8 39L0 36V55H6ZM16 79L17 73L12 65H9L6 70H0V97L11 90ZM114 95L132 109H140L154 103V98L148 94L144 81L136 72L131 70L123 71L117 78L106 82L105 90L100 93L102 98H111ZM256 170L259 183L250 178V175L245 172L244 166L232 178L242 177L235 186V190L241 195H251L255 198L264 189V165H260ZM83 179L86 183L92 181L91 170L83 176ZM105 191H113L110 182L106 184ZM75 195L79 197V211L92 214L98 221L105 223L116 217L117 210L107 203L105 193L98 191L96 187L77 192ZM71 199L73 200V196ZM145 264H191V250L187 246L180 245L172 236H163L147 249Z\"/></svg>",
	"mask_w": 264,
	"mask_h": 264
}]
</instances>
